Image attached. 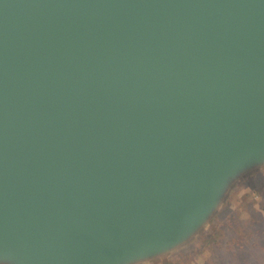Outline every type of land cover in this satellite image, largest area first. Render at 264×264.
Here are the masks:
<instances>
[{"label":"water","instance_id":"obj_1","mask_svg":"<svg viewBox=\"0 0 264 264\" xmlns=\"http://www.w3.org/2000/svg\"><path fill=\"white\" fill-rule=\"evenodd\" d=\"M264 170V0H0V264H148Z\"/></svg>","mask_w":264,"mask_h":264},{"label":"rangeland","instance_id":"obj_2","mask_svg":"<svg viewBox=\"0 0 264 264\" xmlns=\"http://www.w3.org/2000/svg\"><path fill=\"white\" fill-rule=\"evenodd\" d=\"M217 222L223 223L228 231L223 245L228 236L241 239L237 251L220 249L219 254H215L210 245L198 251L204 236L215 230L213 227ZM197 244L199 246L195 247ZM239 246L242 249L246 246V253L239 254L238 251L242 250ZM148 264H264V170L236 185L227 197L219 218L198 241Z\"/></svg>","mask_w":264,"mask_h":264},{"label":"trees","instance_id":"obj_3","mask_svg":"<svg viewBox=\"0 0 264 264\" xmlns=\"http://www.w3.org/2000/svg\"><path fill=\"white\" fill-rule=\"evenodd\" d=\"M213 228H215V230H212L209 233L207 232V234L204 236V239L200 243V246L198 244L195 245V247H198L199 246L198 251L201 252L205 248L206 245H210L212 247L211 250L215 254H219V250L220 249H223V250L227 249L228 251L229 250L237 251V245L240 244V241H241V239L239 237H235V238L234 237H231V238L234 239L233 240V239H231L228 236V238H229L228 241H226V244L223 245L222 241H224L225 238H227V235H225V234L228 231H226V229H224L223 223H221V222H217ZM213 232H215L214 235H213ZM240 247L241 246H239V248ZM241 249L242 248H240V250ZM245 249H246V246L240 252L238 251V253L239 254L246 253L245 252Z\"/></svg>","mask_w":264,"mask_h":264}]
</instances>
